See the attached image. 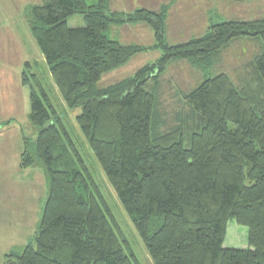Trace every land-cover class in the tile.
I'll list each match as a JSON object with an SVG mask.
<instances>
[{
  "label": "trees",
  "instance_id": "16d2710c",
  "mask_svg": "<svg viewBox=\"0 0 264 264\" xmlns=\"http://www.w3.org/2000/svg\"><path fill=\"white\" fill-rule=\"evenodd\" d=\"M109 1L42 0L24 13L47 73L67 109L80 110L78 129L152 264H264V17L169 45L166 6L124 13L110 11ZM75 15L84 27H68ZM124 24L147 26L161 55L100 87L105 74L147 50L109 38ZM252 38L258 52L236 83L220 74L179 92L173 110L165 106L160 81L170 64L205 70L235 41ZM30 66L21 84L37 134L23 141L20 168H43L48 199L34 239L5 264H140L75 148L66 113L56 111L45 73ZM229 222L247 229L248 245L225 247Z\"/></svg>",
  "mask_w": 264,
  "mask_h": 264
},
{
  "label": "rangeland",
  "instance_id": "374dc122",
  "mask_svg": "<svg viewBox=\"0 0 264 264\" xmlns=\"http://www.w3.org/2000/svg\"><path fill=\"white\" fill-rule=\"evenodd\" d=\"M86 1L89 4L95 2V0ZM109 2L110 11L124 13H133L139 9L158 12L166 6L168 11L165 21V41L169 45L180 44L203 36L214 25L226 22L249 23L264 17V0H241L240 2L230 0H110ZM10 3L15 9L10 8ZM17 3V0H0V35L6 30L9 32L5 35L9 40L8 48L19 44V41L21 43L23 38L21 44L24 48L23 54L18 52L19 59L14 56L12 58L15 62L13 60L8 62L10 71L8 76H5V66L0 57V83H6L12 90L16 87L19 95L18 104L11 110L9 116L14 122L12 124L4 122L8 120V112H5L0 124V264H5L4 257L7 255H21L20 252L26 244L34 239L48 199V185L43 168L39 164L29 168L30 171L20 168L23 141L35 139L37 134L35 127L29 121V89L21 84V76L26 71V63L31 65L30 72L45 73L46 82H48L47 90L54 101L56 111L60 114L66 113L63 123L76 150L85 160L110 212L119 224L126 242L133 247L140 264H152L132 223L78 129L76 117L80 114V110L67 109L35 45L27 16L24 13L25 3L29 6L41 5L42 0H19V7L16 6ZM11 18L14 19L12 23ZM6 24L11 26L15 24L17 30H14V27L6 29ZM67 24L69 28H82L85 25L81 15L71 17ZM109 38L123 44L141 45L147 50L124 66L105 74L99 83L100 87H107L127 79L141 67L154 63L161 55L154 47L152 31L144 24H124L121 27H112ZM252 40L254 42L244 39L235 41L221 53L218 59L221 61L219 64H214L205 70L194 69L185 61L170 64L160 81L165 106L169 105L168 109L173 110L179 105L177 104L180 99L179 92L188 93L204 80L220 74L229 76L236 83L237 77L243 71L242 67L258 52L257 40L254 38ZM29 71L27 70V73ZM6 77H8L7 80H5ZM4 123L7 125L2 126ZM17 128L20 129V139L14 138ZM16 148H19L18 155ZM247 236L248 231L245 227L229 222L224 245L231 249L242 248L248 245Z\"/></svg>",
  "mask_w": 264,
  "mask_h": 264
},
{
  "label": "crops",
  "instance_id": "0c3cea01",
  "mask_svg": "<svg viewBox=\"0 0 264 264\" xmlns=\"http://www.w3.org/2000/svg\"><path fill=\"white\" fill-rule=\"evenodd\" d=\"M17 4L16 6L19 7V0H17ZM13 4V3H12ZM11 5V3L9 4ZM8 6V4H7ZM28 3H25V9L28 7ZM11 9H15L12 5L10 7ZM11 23L14 21L13 18L10 19ZM7 27L6 29H11L14 27V30L16 28L15 24H12L11 25H8L6 24ZM3 34L0 35V57L2 59V64L5 66V71H6V75L5 76H8L10 71H9V61H14V59L12 57L15 56L16 59H19L18 57V52L20 51L21 54H23V49L22 48V41H23V38L21 39V43L19 41V44H16L14 47H11V48H8L7 45H9V40L8 38L5 36L6 34H8L9 32L6 30V32H2ZM16 48V49H14ZM42 56V55H41ZM43 58V56H42ZM6 59V60H4ZM27 59V58H26ZM44 60V59H43ZM18 62V61H16ZM21 68V67H20ZM8 77H6L5 80H7ZM18 100H19V95L17 94V88L15 87L13 90L6 84V83H0V124H1V120H2V115L3 113L5 112H8V120L7 121H4V122H8L10 124H12L14 121H13V118L12 117H9L11 115V110L17 106L18 104ZM27 116V115H25ZM8 124V125H10ZM15 126H17V124H15ZM1 128V127H0ZM5 128V127H4ZM17 129H18V132H17ZM16 129V134H15V137L14 138H18L20 139V135H19V128ZM14 134V133H13ZM16 152H17V155L19 154V148H16ZM8 156L10 157V154L8 153ZM19 158V156H18ZM2 165V164H1ZM3 166V165H2ZM30 171V169H28ZM28 171V172H29ZM47 184V183H46ZM47 193V191H46ZM45 193V194H46Z\"/></svg>",
  "mask_w": 264,
  "mask_h": 264
}]
</instances>
